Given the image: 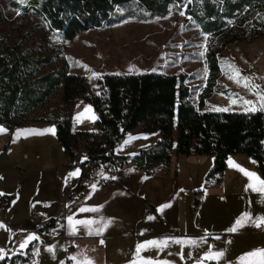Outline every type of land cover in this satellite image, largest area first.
Here are the masks:
<instances>
[{
  "label": "trees",
  "instance_id": "1",
  "mask_svg": "<svg viewBox=\"0 0 264 264\" xmlns=\"http://www.w3.org/2000/svg\"><path fill=\"white\" fill-rule=\"evenodd\" d=\"M9 2L21 15L10 17L0 11V123L12 129L34 121L54 122L56 137L70 159L78 155L81 141L86 157L71 195L82 191L100 167L112 173L132 161L136 169L152 173L155 166L165 169L173 153L213 156L204 187L222 179L232 152L254 157L264 175L263 111L203 108L213 92H231L218 84L221 50L231 41L264 34V0ZM182 7L185 25L198 27L196 33H205L207 40L203 65L192 72L109 71L98 78L97 91L88 87L83 74L70 70L76 60L66 49L79 31L125 20H151ZM188 78L195 79L188 83ZM56 93L58 100L51 101ZM80 94L96 112L95 130L73 128L71 108ZM140 123L147 133L159 130L160 137L134 153L121 152L118 140ZM12 196L0 194L3 210ZM63 220L62 214L51 216L37 229L46 233ZM2 256L0 264L29 259L20 252Z\"/></svg>",
  "mask_w": 264,
  "mask_h": 264
},
{
  "label": "rangeland",
  "instance_id": "2",
  "mask_svg": "<svg viewBox=\"0 0 264 264\" xmlns=\"http://www.w3.org/2000/svg\"><path fill=\"white\" fill-rule=\"evenodd\" d=\"M9 3V0H0L1 13L10 17L21 15L18 13L19 10L13 9L14 5ZM183 10L184 7L179 10L172 9L166 16L151 20H125L79 31L69 40L66 49L76 60V65H73L70 70L83 74L88 87L97 91L99 90L98 78L109 71L120 73L154 70L177 75L180 72H192L203 65L204 59L201 56L207 46V40L205 33H196L198 27L185 25ZM21 18L22 16H19L18 19ZM176 28L177 32H175ZM220 57L221 72L218 84L230 87L231 92L228 94L214 92L206 98L203 108L248 110L255 107L262 110L260 94H264V34L252 40L239 39L227 43L221 50ZM228 64L235 65L240 70L241 77L252 78L251 83L257 85L260 92L257 93L251 87H244L243 83H237L236 79H229V75L234 73H230ZM94 73L98 75L94 76ZM193 79L195 78H188L189 82H186L191 83ZM58 98L59 94L56 93L51 101H56ZM234 99L236 103L232 102ZM245 100L252 103L245 104ZM86 108H90L91 111L86 112ZM262 111L264 113V110ZM71 113L74 129L95 130L97 128L96 112L82 94L73 104ZM0 128L5 130L0 132V190L4 189L6 194H13L10 206L7 205V208L8 206L10 208H6L11 211H3L0 203V225H6L0 227V249L3 250L0 255L20 252L29 255L28 261L22 262L31 264L35 260L36 264H43L42 258L49 254V261H45V264H67L62 236L59 241L49 239L55 242L48 244L38 237L40 234L38 229L22 228L13 224L15 219L27 212L28 215L34 216V212L39 211L41 215L48 216L52 210L59 207L63 209L62 214L63 217L65 216L63 200L58 201L56 197L59 183L66 182L64 181L66 167H62L66 156L56 137L55 125L53 122L41 120L24 123L12 129L0 123ZM49 129H54V133L48 131ZM159 137V130L144 132L140 123L126 131L117 142V148L120 149L119 145L123 146L124 141L130 140L137 144V148L128 152L137 151L141 148L140 145H143L142 147L150 145ZM80 144H82L81 141L79 146ZM79 149L83 150L82 147ZM6 152L9 153L8 156ZM5 161L7 164L4 165ZM174 165L185 177L181 181V186H186L187 192L182 193L173 181H167L161 189L152 185L146 186L143 193L148 196L150 192L152 193L155 197V208L142 196L134 203L133 211L138 214L144 207L145 216L142 221L138 219L134 221L144 222L146 225L144 232L135 230L136 233L143 234L133 237L131 246L129 245L125 252L120 249V243L117 245L119 254L116 258L119 263L145 264V261L151 260L152 264H164L165 261L168 264H186L182 259H187L194 252L205 251V248L212 252L223 249L221 236L211 232L228 222H234L236 213H233L229 204L231 197L228 194L224 195L223 191L216 186L209 191H207L208 187H204L205 175L210 167L205 168L201 162H195V160L186 162L185 159L175 161ZM176 167L171 164L172 170ZM153 169L164 171L160 166H155ZM247 171L254 172L264 179V175L257 167H249ZM192 183L195 186L192 187ZM235 183L234 186L238 189L239 182ZM231 190L233 191L234 187ZM195 197H198V203L194 202ZM1 202L4 203V201ZM165 205L168 206L164 207ZM149 213L152 219L146 217ZM162 215L166 218L162 219ZM25 217L27 216L23 218ZM47 220L48 218L40 221L39 224ZM72 221L75 220L72 218ZM193 224H197V228ZM58 225L57 222L45 235L48 237L50 231L58 229L56 228ZM200 231L203 232L204 237L207 236L205 242L197 236ZM8 234H10L9 239L5 240L4 237L6 235L8 237ZM30 235L38 239L28 241ZM162 240L168 241L166 247L147 245L148 241ZM175 240L185 243H175ZM189 240H196L197 244L188 246ZM25 241L28 242L21 248L20 245ZM141 244H145L146 247L137 254V247ZM250 244L254 243L250 242ZM258 244L264 246V236H260L257 240ZM248 247L249 243L236 245L235 253L238 254L239 259L247 254ZM227 264H231L230 261ZM239 264H258V258H250L243 262L240 259Z\"/></svg>",
  "mask_w": 264,
  "mask_h": 264
},
{
  "label": "crops",
  "instance_id": "3",
  "mask_svg": "<svg viewBox=\"0 0 264 264\" xmlns=\"http://www.w3.org/2000/svg\"><path fill=\"white\" fill-rule=\"evenodd\" d=\"M124 143L126 144L134 142L128 140L124 141L123 144ZM117 145L118 144H116V147ZM135 145L137 146V144ZM142 146L143 145H140V147ZM81 147L83 148V150L79 149L78 155L76 157L70 159L67 155H65L66 158L63 162L62 167H66L64 170L66 173L64 181L66 180V182L65 184L59 183L57 190L58 194L56 197L58 201L63 200L62 202L64 204L65 216L64 220L62 222H58L59 225L56 227L59 228L63 234L53 239H58L56 241H59L62 236L61 241L64 243L65 246L64 249L67 264H78V262L79 264H83V261H85L86 259L93 261L94 264H121L119 263V261H117L116 258V256L119 254L117 245L120 243V249L125 252L129 248L131 239L137 235L143 234L136 233L135 230H138L139 232H144L143 229L146 225L144 222L136 223L134 221V219H138L139 221L145 219L144 207H142L141 211L137 214L133 211L134 203L139 199L140 196H142L149 203L153 204L155 208V197H153L152 193L150 192L149 196L143 193L146 190V186L152 185L157 189H161V186H163L167 181H173V183L179 189H181L182 193L184 191L187 192L186 190H188V188L186 186H181V181L185 177L183 176L182 172L174 165V162H179L181 159H185L186 162L195 160V162H201L205 166V168H208L212 165L213 161V156L211 154L192 153L189 155H185L173 153L167 167L163 169L164 171L159 170L154 171L152 173H146L143 170L136 169L132 161H128L121 168V170H116L112 173H109L104 168L100 167L95 171L96 176H94V178L89 181L87 186L82 191H80L78 194L71 195L70 192L72 188L80 179L82 171L81 162L86 157V150L83 144H80V148ZM119 148V150L121 151L122 144L119 145ZM134 152L136 151H129V153ZM6 153L8 156L9 153ZM3 164L5 165L7 164V162L5 161ZM171 164L176 167V169L172 170ZM233 165H239L240 168H243L245 170H247L249 167H257L255 158L249 156V154L247 153H228L227 166L223 172L222 179L219 182H214L213 184L208 186L207 191H209L210 188L212 189L216 186L223 191L224 195L228 194L231 197L229 199V204L233 210V213H236V218L234 219V222L245 212L251 213L253 218L260 217L262 214H264V194H261L251 188H248V177ZM257 169L259 168L257 167ZM77 171V175L70 176L71 173H76ZM236 181L239 182L238 189L234 186L236 185ZM230 182H233V184H231ZM136 186L137 189H135ZM193 186L195 185L192 183V187ZM232 187H234L233 191L231 190ZM5 191L6 190L1 189L0 193H5ZM141 202L144 203V201L142 200ZM9 206L8 208H10ZM93 208L99 210L81 211V209ZM7 209L3 211H11ZM62 210L63 209L60 207L54 209L48 216L41 215L39 211L34 212V216L30 214L28 215L27 212L23 216L15 219L13 224H15V226H21L22 228H34L37 230L38 226L40 225V221L45 220L51 216H59L63 213ZM24 216L27 217L23 218ZM149 216L150 213L146 217ZM69 217L73 218L75 221L93 220L96 221V223L90 226H86L83 224L76 225L73 222L69 221ZM165 218L166 217L162 215V219ZM191 218H193V216ZM108 221H111V223L108 224L106 228H104L102 235H96L95 230L104 227V225ZM234 222H228V224L223 225L221 227H217V230L211 232L212 234L215 233L220 235L223 239V249L221 248L220 250L216 251L219 252L222 250L224 252V256L221 259H203L211 251L210 249L205 248V251L200 250L198 253L194 252L189 257H187V259L183 258L182 261L186 264H199V261L203 259V264H227L228 261H230L231 264H239V256L235 253L236 245H247L249 243L248 250H246L247 254L257 249H264V246L259 244L257 245V240L260 239V236H264V232L260 231L251 223L246 224L244 227L240 228L235 233L226 231L228 228L233 226ZM193 225L197 228V224ZM21 227L20 229H22ZM90 230L93 231V234H89ZM39 233L40 234L38 237H40L41 240L44 241V236L47 233L40 231ZM203 235V232L200 231L197 236L200 240H202L201 238L204 237ZM9 236L10 234H8V237L6 235L4 239H9ZM210 240L211 237L209 236V241ZM101 241H103V243H101ZM202 241L205 242V240ZM45 242L48 244H50L51 242L52 244L55 241L53 242L50 240H45ZM250 242L254 244L252 245L250 244ZM205 253L206 255H204ZM49 256L50 255L48 254L42 258L43 264H45V261H49ZM72 257H76V260H73ZM108 261L110 262L108 263ZM27 263L28 262L21 261L18 264ZM31 264H36V261L34 260Z\"/></svg>",
  "mask_w": 264,
  "mask_h": 264
},
{
  "label": "snow or ice",
  "instance_id": "4",
  "mask_svg": "<svg viewBox=\"0 0 264 264\" xmlns=\"http://www.w3.org/2000/svg\"><path fill=\"white\" fill-rule=\"evenodd\" d=\"M227 67L230 70V73H234V75L233 74L229 75V79H236L237 83H241L242 82L244 87H251L257 93L260 92L259 87L257 85H255V84L251 83V79L252 78H250V77H241L240 70L238 68H236L235 65L228 64ZM93 75L95 76V75H98V74L94 73ZM260 100H261L262 110H264V94H260ZM232 102L236 103V100L234 99ZM244 103L245 104H251L252 102L248 101V100H245ZM216 110L217 111H227V109H220V108H217ZM248 110L256 111L257 109L255 107H253V108H250ZM85 111L86 112L87 111H91V109L90 108H86ZM2 131H5V130L0 128V132H2ZM48 131H51V132L54 133V129H49ZM233 166L237 167L247 177H249L250 183L247 186L248 188H251L254 191L259 192L261 194H264V179H261L254 172H250V171H247V170H245L243 168H240L239 165H233ZM77 174H78V171L76 173H71L70 176H74V175H77ZM93 187H95V186H93ZM0 194H2V193H0ZM167 206L168 205H165L164 207H167ZM98 210L99 209H96V208H93V209H81V211H98ZM149 219H152V217H149ZM69 221L73 222L71 217H69ZM73 223L76 224V225L83 224V225H86V226H90V225L96 223V221H93V220H76ZM110 223H111V221H108L104 225V227L96 229L95 230V234L96 235H102V233L104 231V228H106L107 225L110 224ZM248 223H251L253 226L259 228L262 225H264V216L253 218L251 213L245 212L239 218H237L236 221L234 222L233 226L228 228L226 231L231 232V233H235L240 228L244 227ZM0 227H4V226L0 225ZM89 234H93V231L90 230ZM216 238L219 239L220 237H216ZM36 239H38V237H36L34 235H30L28 237V241L36 240ZM201 239L202 240H206L207 236H205V237H203ZM28 241H25L24 243H22L20 245V247L23 248ZM174 242L175 243H185L184 241H181V240H175ZM101 243H103V241H101ZM187 243H189L191 245H195V244H197V241L196 240H189V241H187ZM167 244H168L167 240L148 241L147 242L148 246H156V247H166ZM145 247H146L145 244L138 245L137 254H139L141 249H143ZM2 252H3V250L0 249V253H2ZM223 256H224V252L223 251H219V252H211L210 251L203 259L219 260ZM2 258H3V256L0 255V259H2ZM250 258H258V264H264V249L254 250V251L246 254L245 256L241 257L240 259L243 262V261L249 260ZM72 259L76 260V257H72ZM203 259L201 261H199V264H203ZM78 264H79V262H78ZM83 264H94V262L91 261V260H87L86 259L85 261H83ZM145 264H152V261L151 260L145 261ZM164 264H168V262L165 261Z\"/></svg>",
  "mask_w": 264,
  "mask_h": 264
},
{
  "label": "built area",
  "instance_id": "5",
  "mask_svg": "<svg viewBox=\"0 0 264 264\" xmlns=\"http://www.w3.org/2000/svg\"><path fill=\"white\" fill-rule=\"evenodd\" d=\"M137 148L136 145L134 143H126L122 146V150L123 151H128V150H132V149H135ZM260 231L264 232V225H262L261 227L258 228ZM61 230L58 228V229H55L53 231L50 232L49 236L47 237L46 235L44 236V239L48 240L49 239H53V238H57L61 235Z\"/></svg>",
  "mask_w": 264,
  "mask_h": 264
}]
</instances>
